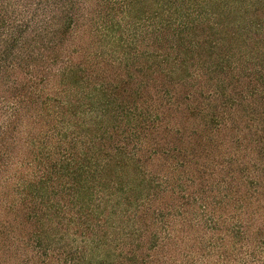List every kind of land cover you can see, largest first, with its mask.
Returning <instances> with one entry per match:
<instances>
[{
	"label": "trees",
	"instance_id": "1",
	"mask_svg": "<svg viewBox=\"0 0 264 264\" xmlns=\"http://www.w3.org/2000/svg\"><path fill=\"white\" fill-rule=\"evenodd\" d=\"M0 264H264V0H0Z\"/></svg>",
	"mask_w": 264,
	"mask_h": 264
}]
</instances>
